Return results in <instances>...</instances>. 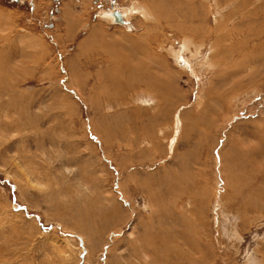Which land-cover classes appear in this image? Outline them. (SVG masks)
Segmentation results:
<instances>
[{
    "label": "rangeland",
    "instance_id": "rangeland-1",
    "mask_svg": "<svg viewBox=\"0 0 264 264\" xmlns=\"http://www.w3.org/2000/svg\"><path fill=\"white\" fill-rule=\"evenodd\" d=\"M0 34V264H263L264 0H0Z\"/></svg>",
    "mask_w": 264,
    "mask_h": 264
},
{
    "label": "bare ground",
    "instance_id": "bare-ground-1",
    "mask_svg": "<svg viewBox=\"0 0 264 264\" xmlns=\"http://www.w3.org/2000/svg\"><path fill=\"white\" fill-rule=\"evenodd\" d=\"M188 1H190V0H188ZM193 2L195 1V0H192ZM216 2H217V0H216ZM187 7L189 8L190 7V4H188L187 5ZM150 8V7H149ZM223 8V7H222ZM133 10H137V11H139V12H141L142 13V16L144 17V18H141V20H143V21H146V22H151L152 21V23H153V21H158L159 20V17H157L156 16V14L155 13H153L150 9H148V7L145 5V4H142V3H140L139 1H133ZM118 12V11H117ZM123 12L125 13V15H126V17L127 18H130L129 16H131V15H128V9H124L123 10ZM120 13V12H119ZM130 13H132V12H130ZM106 14V13H105ZM104 14V15H105ZM121 15H122V17H124V15H123V13H120ZM184 15V14H183ZM107 17L109 18V20L111 19V20H114V22L115 21H117V18H116V15H115V12L113 11V12H109V13H107ZM217 19V18H216ZM219 21V20H218ZM158 23H160V21H158ZM161 25V23L159 24V26ZM162 26V25H161ZM160 26V27H161ZM218 27H221V26H219L218 25ZM222 32V31H221ZM199 34V33H198ZM201 34V33H200ZM199 34V35H200ZM229 34V33H228ZM231 34V33H230ZM188 36V35H187ZM186 35H185V38H184V40H185V43H184V47H183V49H179V50H175L174 51V49L173 48H171L170 49V53L172 54V56H175L177 59H179L181 56H182V52H185V51H189V52H193V51H195V53L194 54H197L198 56H200L201 54H199L200 52V50H201V48L202 47H204V40L202 41V40H200V41H198V42H196V40L193 38V37H191V36H188L187 37ZM221 36H223V35H221ZM9 37V36H8ZM0 38H3V39H5L6 38V35H4V36H2L1 34H0ZM198 38H201V36L200 37H198ZM3 39H1V40H3ZM6 39H9V38H6ZM205 39V38H204ZM20 40L21 39H19V42H20ZM183 40V39H182ZM220 39H218V41H219ZM222 40H224V39H222ZM6 41V40H5ZM5 41H3V42H5ZM13 41V40H12ZM31 41V40H30ZM215 42V43H213V46H212V50L214 51V53L217 51V49H218V46H219V42ZM6 44H7V42H6ZM26 44V43H25ZM24 44V45H25ZM4 45H5V43H4ZM221 45V44H220ZM4 47V46H3ZM11 47V46H10ZM185 48V49H184ZM199 50V51H198ZM220 51V50H219ZM6 52H8V51H6ZM177 52V53H176ZM218 52V51H217ZM15 54V53H14ZM1 55V54H0ZM4 57L2 58V59H0V64L1 63H4V65H5V62H7V61H11V59H10V55H9V57H8V59H7V57H5V55H3ZM20 56H21V54H20ZM42 56V55H41ZM215 56V55H214ZM197 57V56H196ZM13 58V57H12ZM26 58H27V56H26ZM25 58V59H26ZM10 59V60H9ZM14 59H16V58H14ZM182 59H184L183 57H182ZM108 60V59H107ZM25 61V60H24ZM27 61V60H26ZM186 61V60H185ZM18 62V61H17ZM24 63V62H23ZM217 63V62H216ZM27 64V63H26ZM4 65H3V68H4ZM9 65V64H8ZM10 66V65H9ZM22 66V65H21ZM7 67V66H6ZM8 69V68H7ZM160 238V237H159ZM159 238H157V239H159ZM161 239V238H160ZM263 264H264V261H263Z\"/></svg>",
    "mask_w": 264,
    "mask_h": 264
},
{
    "label": "water",
    "instance_id": "water-1",
    "mask_svg": "<svg viewBox=\"0 0 264 264\" xmlns=\"http://www.w3.org/2000/svg\"><path fill=\"white\" fill-rule=\"evenodd\" d=\"M115 15H116V18H117V20L119 22H123L124 21L122 15L119 12H116Z\"/></svg>",
    "mask_w": 264,
    "mask_h": 264
}]
</instances>
